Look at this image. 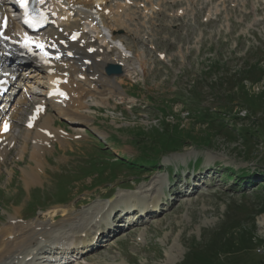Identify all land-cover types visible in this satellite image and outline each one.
I'll list each match as a JSON object with an SVG mask.
<instances>
[{
  "label": "rangeland",
  "instance_id": "374dc122",
  "mask_svg": "<svg viewBox=\"0 0 264 264\" xmlns=\"http://www.w3.org/2000/svg\"><path fill=\"white\" fill-rule=\"evenodd\" d=\"M132 1L130 28L117 30L124 31L120 36L146 62L142 74L122 77L123 89L135 98L112 96L108 104L101 103L103 95L95 90L82 95V99L97 96L100 104L87 103L84 110L89 125L105 131L112 146L107 149L97 140L95 147L86 146L81 159L77 158L81 154L60 150L51 164L46 161L39 187L27 189L21 175L31 163L32 142L24 159L19 154L27 135L23 123L33 104L19 107L14 131L18 139L0 168V226L12 215H21L24 222H43L50 229L47 234L62 233L85 217L87 233L100 224L97 216L89 215L109 204L104 195L139 194L154 184L157 193L166 192L171 186L167 167H183L199 157L200 178H205L197 192L186 194V187V195L166 194L161 212L130 230L120 229L77 263L62 264H258L264 261V178L258 176L264 173V0ZM119 2L123 0H108L106 5ZM28 78V82L35 79ZM35 84L34 90H42L44 84ZM204 110L215 118L222 115L224 123L203 121ZM171 143L178 146L176 152ZM113 149H124L136 158L138 151H148L161 157V167H144V172L136 173L137 166L127 162H133V156L122 154L127 161L117 159ZM60 155L68 159L62 161ZM75 160L76 169L70 170L69 163ZM208 167L211 170L205 173ZM245 173L255 182L240 181ZM178 179L175 189L185 183ZM132 185L137 192L120 189ZM170 197L176 198L173 204ZM64 201L72 219L63 221L66 217L57 212L51 214L53 221L45 220L43 211ZM115 204L118 208L129 201L115 199L112 207ZM37 231L28 245L37 241L34 250L43 238L38 239L41 230Z\"/></svg>",
  "mask_w": 264,
  "mask_h": 264
},
{
  "label": "bare ground",
  "instance_id": "6f19581e",
  "mask_svg": "<svg viewBox=\"0 0 264 264\" xmlns=\"http://www.w3.org/2000/svg\"><path fill=\"white\" fill-rule=\"evenodd\" d=\"M105 3H106L105 0H89V1H83V2L79 1L78 3H76L75 0H67L66 2L67 5L72 6V7H75V5H79V8H75L77 19H74V22L75 21L82 22L84 19L88 20V22H83L81 24H78L80 22L76 23L78 27L81 25H84V27L88 28V29L81 28V30H79L81 38L79 37L80 39L78 40V43L81 44V42L83 41L89 42L90 40L92 41L94 40L93 37L95 36L93 34H92L93 36L90 35L88 31L95 32L96 37L101 39L100 44L95 42L96 44L93 45L97 47V49L99 50V54H100V56H98V58L95 59L97 60L96 64L100 66V69H98L100 71L99 73H101L99 81L101 83L102 82L107 83V88L105 89L106 91L103 92L102 93L103 96L100 97L102 99L101 103L109 102L110 98L116 94H118V96H123L125 94V92L123 91L121 87L122 79H123L122 77L107 76L103 73V69H104L103 67L108 62H122L123 63V62L128 61V66L126 68V71H127V77H130V78L133 77L132 75L142 73L146 65L145 59L142 57V55H139L137 56L138 58H136L135 54H133L132 52V48L128 46L126 41L121 40V38L117 41L116 40L117 36L113 34V31L117 27H127L125 18L126 16H128V14H126V11L128 10L129 5L119 2V4H117V7L111 8L110 11H105V8H106ZM94 8L98 9L96 13L99 16L100 24H98V22L93 17ZM106 14H109V16H106ZM6 15L7 14L4 11L3 7L0 5V32L3 31L2 32L3 34L0 35V81L4 85H8V79H9L10 83L12 84L13 91L17 87H21V88L17 92L18 98L16 97L14 99V101L16 100V102L13 104V108H9V110L3 108L2 110H0V113H2L3 111V113L0 115V122H1L0 137L6 136L5 140H7L8 138H11L10 142L16 139L15 136H12L11 132L7 135L1 134V129L3 128V125H4V119L6 118L5 112H9L12 109L14 110L16 108V105L22 106L25 103H27L28 102L27 95L29 93L31 95H33V93L41 95L43 97L41 99L48 102V104L51 107L55 108L59 113H62L65 119L69 120L72 123H76V124L77 123L80 124L81 122V125H82L85 122V119H82L79 116H74V115L70 116L69 114L64 113L65 101L67 99H63V97L60 95H54L53 92L57 87L61 86L57 83V79L62 78L64 81L63 84H65V82L67 81V83L65 84V87L68 91H70L71 88L74 86V83L76 84L77 80L79 81L83 80V79H80V77L85 76L83 72H81L80 70L77 73H75V75H73L70 71L73 66L70 62V59H64L65 63L63 61L62 62L57 61L56 62L57 66L54 67L55 69L56 68L57 69L54 73L49 72L50 66L48 64H45V63L40 64L34 60V63L41 67L32 65L30 68L31 70H29V68H25L23 70L24 72L22 73L21 77L19 76L17 79H15L16 68L14 64H17V61L15 59L8 58V56L10 57V55H13V53H16L17 51L14 49V47L8 50L7 46H8V41H14L16 43L15 45H17L19 43H22V40L18 36V33L16 32V30H13L14 21L11 17L8 16L9 17L8 25L3 26L2 20L5 19ZM53 26H51V28L47 30L48 31L47 42L50 44H53V40H54L53 36H54L55 30L54 28H52ZM108 34L111 36V38L108 37L109 36ZM67 43H72V42L67 41ZM77 49L80 52L84 51V49L80 47H78ZM81 66H83V64H81ZM61 68L62 70H65L64 72H66V74L68 73V75H66L64 72L59 74V70H61ZM28 77L35 78L36 81H34V83L42 84V85L44 84V80H45V82L49 83L48 89H46L44 92H41V93L39 91H35V92L30 91V90L27 91L26 86L27 87L29 86V88L32 86V84L30 85L28 80L27 81L25 80V79H29ZM88 85L91 88L97 87V85H93V82H89ZM100 90H103V88H101ZM11 96L12 94L10 96L7 95L5 100L8 101L12 99ZM41 99L39 98L38 100H41ZM52 120H53L52 114L45 113L44 115L41 116V119L35 124L33 129L26 128L28 135L26 136V140L23 139L24 140L23 142H25V146L22 149V153H20V158L22 159L24 158V154L26 152V146L28 144L27 142L29 140L28 137L30 134L33 133V137L36 142V144H34V150L33 152H31V155H30V160L32 161V164H28L26 167L24 166V169L22 171V179L26 187L28 188L38 184L40 180L42 179L41 172L45 167L44 166V154L48 150V148L51 146V141H53L54 139L49 138L48 136L43 134L40 129L51 128L52 129L51 132L54 133V136H55L56 129L52 128V123H53ZM75 129L79 131L84 130L82 127H75ZM95 130L96 132L98 131L97 133L99 134V136L106 138V134L104 132L97 130V129ZM3 150H5V152L0 150V165H1V162L4 160V158L2 157L5 156L7 149L4 148ZM117 154H119V152H117ZM193 192L194 190L192 191V193ZM177 193H180V191L179 192L177 191ZM123 206L124 208H128V210H130L128 205L127 206L123 205ZM69 211H70V208L67 205H63V206L60 205V206H55L49 209L48 210L49 215L47 214V212L45 215L47 218H50L51 214H54V213L56 214L57 212L59 213L61 212V215L66 217L65 219H63V221L64 220L69 221L70 219H72V217L70 216L71 213ZM16 212H19V209L16 208ZM105 214L108 215V212H105ZM20 216L21 215L19 216L12 215L10 217L12 219V221L10 219L11 223L9 222L4 223L2 226H0V264H4L7 260L14 257L16 254H18V256H22L21 260L23 264H38L34 262L33 259L25 260V258L26 256H29L32 254V252L30 253L31 245L29 247L28 245L32 243V241L34 240V236L38 233L37 230L42 229L41 224L34 223V222H30L26 224L20 220ZM104 220L106 221L107 217H104ZM81 232L82 231H74V232L67 234L66 235L67 237L65 236V239L69 237L72 239L68 243L65 242V244H70V246H72L71 244H74L77 241L76 239H78L81 236L84 237V235H82ZM83 233H85V238L88 235H91V236L94 235V232L91 233L90 231H87V233L84 231ZM66 258L67 259L73 258V255H70L69 257H66ZM66 258L64 260H66ZM6 263L11 264V262H8V261ZM39 264H42V263H39Z\"/></svg>",
  "mask_w": 264,
  "mask_h": 264
},
{
  "label": "trees",
  "instance_id": "16d2710c",
  "mask_svg": "<svg viewBox=\"0 0 264 264\" xmlns=\"http://www.w3.org/2000/svg\"><path fill=\"white\" fill-rule=\"evenodd\" d=\"M222 123H223V121H222ZM175 138H177V137H175ZM178 139V138H177ZM173 141H175V140H173ZM172 144V143H171ZM171 144H169V145H166L165 147H168V146H170ZM173 145V144H172ZM174 146V148H175V145H173ZM172 146V147H173ZM176 147H178V146H176ZM156 153H158V151L156 152ZM258 176L261 178L262 177V179L264 178V173H262V172H260L259 174H258ZM258 176H256V177H258ZM242 178L241 179H250L249 181H250V183H252L253 181H252V178L250 177V178H248V177H246V173H245V176L244 175H242L241 176ZM228 254V253H227ZM214 255H216V254H214ZM209 263L210 262H213V261H210V260H207ZM258 264H264V261H261V262H259Z\"/></svg>",
  "mask_w": 264,
  "mask_h": 264
},
{
  "label": "snow or ice",
  "instance_id": "6c2138e0",
  "mask_svg": "<svg viewBox=\"0 0 264 264\" xmlns=\"http://www.w3.org/2000/svg\"><path fill=\"white\" fill-rule=\"evenodd\" d=\"M24 23H26V24H27V23H29V21H28V20H25V21H24ZM2 34H3V33H2V32H0V35H2ZM38 46H41V47H42V45H38ZM5 130H7V124H5Z\"/></svg>",
  "mask_w": 264,
  "mask_h": 264
}]
</instances>
